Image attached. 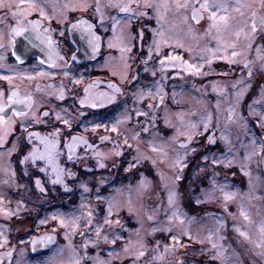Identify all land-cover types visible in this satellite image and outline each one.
<instances>
[{"label":"rangeland","instance_id":"obj_1","mask_svg":"<svg viewBox=\"0 0 264 264\" xmlns=\"http://www.w3.org/2000/svg\"><path fill=\"white\" fill-rule=\"evenodd\" d=\"M185 15L169 19L170 26L163 28L168 32L164 37L167 43L160 45L157 65L146 63L150 46L157 54L153 42L144 44L146 52L133 45L132 38L139 42L136 28L125 39L112 43L119 49L130 48L125 53H134L136 59L129 62L143 73V85H136L129 105L111 120V126L123 121L118 127L124 139L127 137L128 147L131 145L125 178L103 189L82 183L76 200L66 207L42 208L39 223L49 224L56 217L62 240L33 261H27L21 253L18 264H72L76 259L80 264H264L261 249L254 244L264 224V158L252 154L264 148V128L257 124L259 114L264 112V81L251 88L254 78L245 75L242 64L249 57L254 61L252 67L260 68L255 46L263 44L256 38L251 50L238 47L240 55L230 63L220 58L225 55L223 51H215L217 41L205 35L207 23L194 27ZM123 20L127 23L129 18ZM153 30L158 32L160 27ZM154 39L161 38L157 35ZM163 46H168L164 56H180L199 72L171 67L175 61H165L162 68ZM209 47L214 51H208ZM230 53L231 49L229 57ZM145 73L151 74L148 84ZM246 84L249 87L245 89ZM254 100L260 102L253 104ZM250 104L255 114L250 115ZM230 109L234 110L232 120L228 119ZM137 111L146 115L137 116ZM125 115L130 119L123 120ZM145 127L147 132L143 131ZM136 133L139 135L133 139ZM178 154L183 158V168L176 165ZM246 155H250L249 160H245ZM213 159L219 163H213ZM221 185L225 186L223 191ZM173 191L176 196L169 204ZM224 192L236 195L225 201ZM241 209L248 220L240 215ZM173 213L182 214L183 223ZM73 218H78L75 231L71 227ZM237 228L247 232L250 239L241 237ZM173 236L177 237L175 241ZM141 251L143 256L138 255ZM218 252L223 257L217 258Z\"/></svg>","mask_w":264,"mask_h":264},{"label":"flooded vegetation","instance_id":"obj_2","mask_svg":"<svg viewBox=\"0 0 264 264\" xmlns=\"http://www.w3.org/2000/svg\"><path fill=\"white\" fill-rule=\"evenodd\" d=\"M119 2L128 4L129 0ZM142 2L143 0H140L139 8L136 3H131L133 12L145 11ZM150 2L162 4L164 0ZM90 3L94 9L95 0H90ZM100 3L101 11L106 17L103 22L99 14L92 10L73 11L72 7L74 5L78 7L79 0H46V11L51 19L42 21L41 38L38 39L34 32L29 31L17 36L11 44L8 35L15 21L7 8L0 9V35L3 37L0 39V44L3 45L0 47V57H3L0 59V92L4 93L5 103L7 94L12 91L18 92L20 96L31 95L34 102L30 110H26L23 105L16 106L20 111H27L28 114L23 117L13 116L11 106L5 108V113H0L11 117L13 121L11 131L6 132L4 127L0 126V135L4 136V141L0 144V264L6 262L18 264L21 253L27 261H33L48 253L62 240V229L56 220L53 219L51 223H45L43 226L39 223L44 212L42 208L59 205L66 207L67 203L76 200L77 189L82 183L92 189L95 187L103 189L125 178L124 171L130 161V148L124 143L125 139L120 129L119 134L111 131V120L123 106L129 105L134 97L136 85L143 80V73L142 69L129 62L132 58L135 63L134 53L123 52L122 58L118 46L109 47V44L125 39L129 31L135 32L138 29L139 36L136 38L139 42L132 38V43L137 45L139 51L146 52L144 44L153 42L155 38L153 29L159 27L157 10L147 9L146 15L133 16L131 12L103 7L107 0H100ZM168 3L172 5V0H168ZM65 5L68 7L65 8ZM159 11L164 14V19L160 21L163 28L168 29L170 26L168 20H172L176 15L183 16L184 12L194 27L207 23L206 19L199 23L192 20L191 8L177 12L173 6L166 13L163 8ZM111 17H116L120 21L115 34L112 30L114 21ZM129 17L132 19L124 23L123 19ZM29 19L39 20L40 17L33 14ZM77 20H85L93 25L92 31L99 37L100 45L96 52H93L89 45L88 35L82 27H71ZM249 22L251 24L250 19ZM43 28H49L50 31L45 34ZM164 31L166 35L168 32ZM45 35L54 42L51 48L54 66L49 63L50 49L47 41L43 39ZM257 38L264 45V29L258 32ZM152 50L150 46L151 56L149 61L146 59V63L157 65L159 57ZM167 50L168 46H163L161 54L164 56ZM17 56L20 57L19 61ZM245 60L251 62V59L246 57L242 63L243 72L249 77ZM236 67L234 70L241 69ZM155 72L158 73V69ZM5 76L10 78V82L3 79ZM145 76L148 84L151 74L145 73ZM261 76H264V73H261L260 68L252 67L251 77L254 79L251 88L264 81ZM110 84L115 85L120 91L114 92L109 87ZM90 85L92 87L87 93L89 97L106 93L114 96V100L111 103L105 102L100 107H92L90 102L81 104V99L86 95L85 88ZM61 92L62 98H58ZM45 111L49 112V115L40 116L39 123L34 122L33 113L40 115ZM57 114L60 115V120H57ZM65 119L69 121L70 126L62 122ZM22 121L26 125L24 128L20 126ZM97 125L99 127H96ZM56 129L60 130V134L56 137L59 143L54 150L56 153L54 163L60 171L62 182L54 184L52 181L56 179V172L52 166L47 165V162L38 161L34 167L31 161L25 164H21L20 161L32 145L43 147L35 137H32V144H28V133L47 136ZM72 136L82 137L87 144L83 142L73 144V159L70 161L69 150L64 144L65 142L71 144ZM101 137L109 139L102 140ZM14 142L16 150L10 151ZM117 151L120 152L119 156L115 154ZM97 153L102 155L98 156ZM41 167H45L46 171L40 172ZM69 172L72 175H69ZM36 179L41 181L39 186ZM47 236H52V241L41 246V238Z\"/></svg>","mask_w":264,"mask_h":264},{"label":"snow or ice","instance_id":"obj_3","mask_svg":"<svg viewBox=\"0 0 264 264\" xmlns=\"http://www.w3.org/2000/svg\"><path fill=\"white\" fill-rule=\"evenodd\" d=\"M131 3H136L137 7L139 8L141 6L140 0H129L128 4L120 3L119 0H107V3L103 5V7L107 8H115L118 9L120 12H131L133 13V16H143L146 15L147 9H156L157 10V23L160 27V30L158 32L154 31V36H159L161 39L153 40V43L156 45V52L157 55L160 54V45L162 43H167V41L164 39L165 32L163 30L162 25H160V21L164 19V14L159 11L160 8H163L164 13L168 12L173 6L177 12L180 10H187L191 8V18L192 20L199 23L201 20L207 21V27L205 28V35L212 37L217 41V49L215 51H223L225 53L224 56L220 57L222 59H228L230 63L235 62V58L240 55V52L236 51V49L239 47L242 50H251L253 48L254 41L257 38V34L260 30L264 29V0H172V5L168 3V0H164L162 4H154L150 2V0H143V8L145 11L143 12H133V9L131 7ZM197 4L199 5L197 7ZM68 5H65V8H67ZM7 8L8 13L12 17V19L15 21L14 26L10 28L9 35H8V41L9 44H11L17 36L23 35L28 33L29 31L34 32L36 34V37L39 39L41 38V29H42V21L44 19H51V17L48 15L46 8V0H0V9ZM102 5L100 3V0H95V8L93 9L91 7L90 0H79V5L73 6L72 10H80V11H88L92 10L95 13L99 14L101 22L106 18L101 11ZM33 14H37L40 19L34 20L29 19ZM111 19L114 21L112 24V30L113 33H116L117 26L120 24V21L116 19V17H111ZM132 17H129V20H131ZM184 19L187 20L188 17L185 15ZM251 20V24L249 25L248 21ZM71 27H82V30L87 33L88 35V43L92 47L93 52H96L99 48V37L95 34V32L92 31L93 25L88 23L85 20H77L75 24L71 25ZM50 31L49 28H43V33H48ZM234 36L235 39H228V37ZM0 39H3L2 35H0ZM43 39L47 41V44L49 46L50 52H49V63L53 64L54 61L52 60V54H51V48L53 45V41L48 36H43ZM115 45L109 44V47H114ZM0 47H3L2 44H0ZM231 49L230 57L227 55L228 50ZM208 51H214L212 48H208ZM121 52L125 51H131L130 48L127 46L121 47ZM189 51H191L189 49ZM256 51V60L260 61V71L261 73H264V45L257 44L255 46ZM15 55V52L13 53ZM149 56H151V51L149 52ZM0 59H3V57H0ZM20 57L17 56V60L19 61ZM165 61L172 62L175 61L176 63H171V67H180L183 68L185 71L191 70L193 72L198 73L199 68L196 67L193 64H189L187 61L183 60L180 56H174L171 53H169L167 56H164L160 63L161 67H165ZM209 63L211 61H208ZM43 63V61H41ZM254 63V61L250 62L245 60V67L248 68L249 78H251L252 75V67L251 64ZM147 70V69H146ZM115 74V73H113ZM155 74V73H153ZM67 76L68 74L65 73ZM264 78V76H262ZM5 80H9L10 78L5 76L3 77ZM76 83H79V81H76ZM241 83L240 81H237V84ZM237 84L233 85V88H236ZM92 86L90 85L88 88H85V97L81 99L80 103H91L92 107H100L103 103H111L114 100V96H109L106 93H99L95 97H89L87 95L89 88ZM110 88L113 89L114 92H119L120 89L116 88L115 85L110 84ZM249 87V85H244V88L246 89ZM159 92V88L157 89ZM62 92L58 96V98H62ZM243 95V91L240 93H237V98L239 99L240 96ZM4 93L0 92V113H5V108L11 106L10 110L13 113V116H26L28 113L27 111H20L16 108L17 105H23L26 110H30L33 106V100L31 95H25L20 96L18 92L12 91L7 94V103L3 100ZM261 100H264V88L261 89ZM260 101L254 100L253 104L259 103ZM152 107V105H149ZM250 109V115L255 114L256 110L253 108V105H249ZM232 111L233 109L229 110L228 119L232 120ZM49 115V112L45 111L41 113L40 115H37L33 113V120L36 123L41 122L40 116L47 117ZM137 116L146 115V113L137 111ZM260 118L257 121L258 126L264 128V112H261ZM57 120H60L61 117L59 114L56 116ZM130 119V116L125 115L123 117V120ZM64 124L69 125L68 120L62 121ZM122 120H117L115 124L112 126L111 131L114 133L119 134V125L122 123ZM13 124L12 118L8 117L6 114H0V126H3L5 131H11V126ZM21 128H24L26 125L22 121L21 122ZM205 130H207L208 125L205 123ZM96 127H99L97 125ZM193 127H195L193 125ZM143 131L147 132L148 128L145 127ZM60 134V130L56 129L55 132L49 133L47 136H40L38 133H28V144H32V137H35L37 140H39L40 145H43V147H40L39 145H32V147L29 149V151L25 154V156L21 159L20 163L25 164L27 161H31L32 165L35 167L37 166L38 161H45L47 162V165L52 166L53 171L56 172V179L52 181V183H61V176L60 171L57 169L54 161L56 159V153L55 148L57 144L59 143V140L56 139ZM139 133H136L135 136H133V139L138 136ZM223 138V137H222ZM102 140L109 139L108 137H101ZM189 140H191V136L188 137ZM4 141V136L0 135V144H2ZM72 143L65 142L64 147L68 148L69 155L68 159L71 161L73 159L72 151H73V144L77 142H83L87 144L86 140H83L82 137H71ZM212 141V138L209 137V142ZM125 144H128L127 137L124 140ZM253 146H255L256 141H252ZM91 147V145H89ZM129 147L131 145L129 144ZM181 148L185 147V145L181 144ZM16 150V144L14 142L13 149L10 151ZM153 151H156L155 147L152 149ZM117 156L120 155V152L117 151L115 153ZM252 154L259 155L262 158H264V148H262L260 151H254ZM97 155H102L101 153H97ZM183 158L177 155L176 159V165L180 168H183L185 165L181 163V160ZM207 159V157H205ZM250 155L245 156V160H249ZM138 162V161H137ZM213 163H219L218 160L213 159ZM103 166V165H101ZM127 170V169H126ZM243 170V169H242ZM40 172L46 171L45 167L39 168ZM27 175V172L25 173ZM69 175H72L71 172L68 173ZM247 175V173H245ZM14 175V173H13ZM176 179H180L179 175L176 176ZM7 183V181H5ZM41 181L39 179H36V184L39 186ZM141 186H143V180L141 181ZM220 190H224V185L219 186ZM87 191V189H85ZM236 194L233 192H224V199L225 201L233 199V197ZM176 196V193L170 192L169 194V204H172L174 202V197ZM200 203L201 201H197ZM92 214L89 212L88 216L90 217ZM109 215H111V210L109 209ZM240 215L245 219L248 220L249 217L245 213L243 209H241ZM173 216L180 220L181 223H183L182 214L179 213H173ZM152 217H149L151 219ZM53 219H56V217H53ZM78 218H73L72 220V229L75 231L76 227H78L76 220ZM171 219V218H170ZM41 223H44V221H41ZM60 223L63 225L65 222L61 219ZM89 223H91V220H89ZM105 223H110V221L106 220ZM155 231V229H153ZM236 231L239 233L241 237H243L245 240H249L248 233L245 231L240 230L239 228L236 229ZM100 232L99 229H97V236H99ZM83 235V233H81ZM67 238V237H66ZM52 236H47L44 238H41L40 243L41 246H44L45 242L52 241ZM172 239L175 241L177 239L176 236H173ZM105 240H107V237H105ZM33 243H36V239H33ZM255 247L261 249L259 252V255L264 257V224L260 226V237L257 241L254 242ZM87 247V242L85 243V248ZM213 248H217L216 244L212 245ZM168 246H166L167 250ZM125 251H127V248H125ZM57 255L59 253H56ZM145 253L143 251L139 252V256H143ZM223 257L222 252H218L217 258ZM72 264H80V260L76 259L72 262ZM102 264V262H101Z\"/></svg>","mask_w":264,"mask_h":264},{"label":"water","instance_id":"obj_4","mask_svg":"<svg viewBox=\"0 0 264 264\" xmlns=\"http://www.w3.org/2000/svg\"><path fill=\"white\" fill-rule=\"evenodd\" d=\"M6 255V254H5ZM7 260H8V258H6ZM6 264H8L7 262H6Z\"/></svg>","mask_w":264,"mask_h":264}]
</instances>
